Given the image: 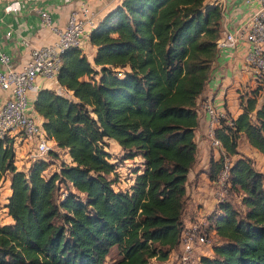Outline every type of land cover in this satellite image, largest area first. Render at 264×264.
<instances>
[{"label":"trees","instance_id":"16d2710c","mask_svg":"<svg viewBox=\"0 0 264 264\" xmlns=\"http://www.w3.org/2000/svg\"><path fill=\"white\" fill-rule=\"evenodd\" d=\"M222 18L208 0H121L88 35L92 61L81 48L61 55L57 83L72 98L44 88L33 102L54 142L46 157L19 168L13 138L0 139V188L5 179L12 220L0 222V264L166 263L184 226L199 101ZM240 106L215 136L233 158L229 190L240 193L242 209L221 201L207 216L216 240L199 264H264V174L238 151L243 138L264 155L260 87L244 93ZM106 140L121 159H141L126 189L111 177ZM222 167L223 157L211 155L210 181ZM113 248L120 258L108 262Z\"/></svg>","mask_w":264,"mask_h":264},{"label":"crops","instance_id":"0c3cea01","mask_svg":"<svg viewBox=\"0 0 264 264\" xmlns=\"http://www.w3.org/2000/svg\"><path fill=\"white\" fill-rule=\"evenodd\" d=\"M12 2L19 3L18 11L6 9ZM120 2L121 0H0V51L9 55L13 67L20 69L28 61L33 49L52 44L57 39V35L41 22L39 10H47L52 21L62 28L73 11H78L85 6L93 14L95 25H97ZM208 2L210 5H219L222 9V37L243 25L255 9L254 3L247 4L245 0H208ZM81 49L92 61L95 47L89 43L88 37L84 39ZM246 50L247 44L244 42H239L229 51L226 49L219 50L209 82L199 101L200 122L195 132L197 160L188 174V197L186 201L189 214L194 219H201L207 210L214 207L212 205L215 202L214 186L212 187L208 178L207 169L210 156L218 159V154L210 147L209 141L205 137L207 116L203 104L208 100L222 104L226 112L233 118L241 112V96L255 86L244 63ZM44 88L58 92L62 86L57 83V80L50 81L38 77L34 89L29 93L31 104H33L37 92ZM10 96L9 91L0 89V106ZM37 118L42 121L38 115ZM12 138L15 145L16 165L26 169L31 162L28 160L30 145L21 135ZM51 144L53 146L54 142L52 141ZM252 149L254 152L257 151ZM65 158L67 157L65 156ZM24 163L26 167L19 166ZM184 222L188 223L190 220L184 217ZM211 255L212 250L209 256ZM175 260L176 254L174 252L165 264H175L173 263Z\"/></svg>","mask_w":264,"mask_h":264},{"label":"built area","instance_id":"2783aa9c","mask_svg":"<svg viewBox=\"0 0 264 264\" xmlns=\"http://www.w3.org/2000/svg\"><path fill=\"white\" fill-rule=\"evenodd\" d=\"M245 2L254 3L255 9L243 25L233 32L226 33L218 41V48L229 51L239 42L246 43L244 63L252 76L254 88L260 87L264 93V0H245ZM19 8L18 2H12L6 7L9 11H18ZM39 14L41 22L57 35L54 43L33 49L28 61L20 69L13 67L9 55L0 51V89L11 93V96L0 106V139L21 135L30 145L29 161L45 158L52 147V140L47 137L43 122L37 118L33 104L29 100V93L34 89L38 77L56 81L62 65L61 55L67 49L81 48L84 39L96 26L93 14L85 6L73 11L62 28L52 21L47 10H39ZM118 75L120 76L121 73L118 72ZM223 106L209 100L203 104L207 116L205 137L210 147L217 152L218 158L223 157V167L216 180L211 181L214 185L215 198L218 195L222 197V189L229 186V168L233 161V158L226 154L221 141L215 136L220 121L226 117L227 112ZM216 184L219 185L220 191ZM184 214V226L175 250L176 264H191L197 251H202L200 254L203 256L206 251L204 248L213 245L207 230L202 229L200 223L191 221L185 223ZM197 220L201 221V219ZM211 250L210 247L208 256ZM200 257L201 255L198 259Z\"/></svg>","mask_w":264,"mask_h":264},{"label":"rangeland","instance_id":"374dc122","mask_svg":"<svg viewBox=\"0 0 264 264\" xmlns=\"http://www.w3.org/2000/svg\"><path fill=\"white\" fill-rule=\"evenodd\" d=\"M58 92L61 95L72 98L70 93H68L67 90H65L63 87L60 88ZM106 141H107L108 145L105 149L111 153L110 161L114 162L116 165L115 172L113 175H111V177L112 176L114 177L115 186L117 188L126 189L129 186V184L131 183V178L133 177V169L135 167H137V165L140 164L141 159L139 157H136V158L130 159V160L121 159L122 152L119 149V147L114 145L112 143V141H110V140H106ZM238 151H239V153H242L243 155L250 157L251 161L253 162L254 167L258 171H260L264 174V156H261L258 151L254 152L252 147L243 138L238 139ZM19 166L26 167L25 163L22 165L20 164ZM54 168H55V166H50L49 170L54 169ZM8 186H9L8 182L4 179L1 183V188H0V222L3 224L12 222L10 217L7 215V210L5 208V203H6V195L5 194H8ZM213 186L214 185L212 184V187ZM215 186H217L218 191H220L219 185L216 184ZM221 192H222L221 195H223V196L220 197L218 195L216 198H214L215 202L212 205L214 207H211L210 210H207V212L201 217L200 222L197 219L191 218V215L189 214V209H187V206H188L187 204L185 205L186 208L184 211L185 218L187 220L189 219L192 223H194V222L200 223L201 228L206 229L207 225H208L207 216L216 209V206L218 205L219 202L230 201L234 205V207H236L238 209H242V206L240 204V193H234V192L230 191L229 186L224 187ZM221 192H219V193H221ZM208 233H209V239L211 241V244H213L215 242L216 238H215L213 233H211V232H208ZM210 247L212 248V245L207 247V248H204L206 251H205V254L203 256H208L207 253L210 250ZM200 252L202 253V251H197L195 253L194 261L191 264H199L198 257L200 255L202 256V254H200ZM118 258H120L119 250L117 248H113L110 251L107 260H108V262H110V261H112L114 259H118ZM173 263L176 264V260Z\"/></svg>","mask_w":264,"mask_h":264}]
</instances>
